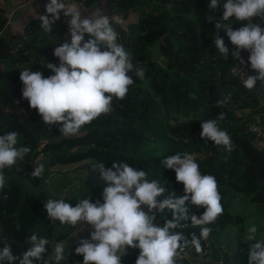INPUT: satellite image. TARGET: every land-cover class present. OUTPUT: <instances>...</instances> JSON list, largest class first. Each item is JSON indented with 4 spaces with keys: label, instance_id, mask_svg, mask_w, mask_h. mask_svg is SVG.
Instances as JSON below:
<instances>
[{
    "label": "trees",
    "instance_id": "obj_1",
    "mask_svg": "<svg viewBox=\"0 0 264 264\" xmlns=\"http://www.w3.org/2000/svg\"><path fill=\"white\" fill-rule=\"evenodd\" d=\"M67 2L84 8L100 4L119 34L118 43L132 54L137 67L146 69L145 78L141 80L133 73L134 83L126 98L114 99L111 113L82 126L76 135L64 136L59 125H46L29 107L22 98L23 84L19 79V71L26 68L39 70L45 77L54 74L44 64L52 62L58 66L59 60L52 54L54 48L70 42L64 17L61 15L52 32L46 33L40 28L39 19L46 0H0V136L16 131L18 146L30 148L22 161L4 169L0 238L7 237L15 256L28 250L30 244L25 240L33 233L47 238L49 247L54 248L58 242L71 240L75 227L51 222L44 204L59 193L72 206L88 196L92 202L102 203L107 185L94 170L97 164L111 168L113 162H126L143 169L149 179L165 182L168 169L162 167L161 161L188 153L200 167L211 170L223 181L235 184L245 178L247 184L244 191H238L217 183L223 214L215 224L208 225L212 232L207 240H201L203 251L197 253L189 244L180 264H248L247 244L241 238H232L223 229L221 219L229 216L230 201L235 200L241 206L253 205L264 223V141L260 144V138L249 129L251 123L264 128V81H257L252 90L234 83L229 73L237 61L232 56L234 46L220 31L229 54L225 57L219 53L214 46V25L206 20L208 15L221 16L222 6L210 11V0ZM28 3L36 6L38 16L12 30L8 25L11 5L25 7ZM130 14L135 18H130ZM228 23L234 30L242 26L234 18ZM247 55L248 52H241L242 57ZM225 95H230L231 100L217 105ZM220 113L225 118L218 124L231 136V152L200 137L201 122L217 119ZM40 164L45 166L44 173L32 178L30 172ZM189 209L190 216L199 217L204 212L199 206L190 205ZM157 220L162 222L163 217ZM182 223L189 226L175 231L184 232L189 240L193 233L199 236V227H191L190 219ZM259 232L264 235V228ZM83 238L87 236L69 241L74 251L65 252L60 264H82L83 257L75 253V248ZM3 246L4 240L0 239V248ZM49 247L46 245L47 252L51 251ZM128 250L121 255L122 264H135L139 249Z\"/></svg>",
    "mask_w": 264,
    "mask_h": 264
},
{
    "label": "clouds",
    "instance_id": "obj_2",
    "mask_svg": "<svg viewBox=\"0 0 264 264\" xmlns=\"http://www.w3.org/2000/svg\"><path fill=\"white\" fill-rule=\"evenodd\" d=\"M221 6V16L206 17L214 25V46L228 56L229 47L219 36L224 31L234 46L232 56L238 63H245L242 51L249 53L248 63L257 75L247 78L244 75L242 82L246 89L252 90L257 81H264V23L255 22H264V0H210L207 5L210 11ZM61 15L70 42L54 48L52 54L58 58V66L52 62L44 64L54 74L45 77L39 70L26 68L19 71V79L23 84L22 98L37 111L43 123L59 125L60 133L73 136L82 126L111 113L113 100L126 98L134 83L132 74L143 80L146 69L137 67L132 54L118 43L119 34L108 17H83L79 8L67 0H46L44 14L39 15L40 28L51 33ZM232 18L242 22V26L234 30L228 23ZM230 100L231 96L225 95L216 103L222 106ZM224 118L220 113L217 119L203 120L200 137L231 152L234 147L231 136L218 124ZM18 137L16 131L0 136V190L6 183L4 169L17 165L30 151L27 146H18ZM161 165L175 172L176 181L184 186L183 196L168 192L159 180L149 179L143 169L126 162H113L111 168L99 163L94 169L107 185L102 192V203L92 202L89 196L75 206L64 199L46 201L44 209L51 222L79 226L81 231L84 224L91 229L88 238L79 239L75 248V253L83 257L82 264H122L118 252L122 253L126 247L139 249L135 264H180L189 244L197 253L203 251L201 240H207L212 232L208 225L215 224L224 211L217 180L213 175L201 174L199 165L188 153L167 156ZM44 170V164H40L30 176L39 178ZM190 205L203 207V214L190 216ZM165 209L172 218L160 226L156 223L157 213ZM189 219L191 227L200 229L199 236L193 233L190 240L184 232L175 231L187 228L189 224L182 222ZM257 233V225L250 224L244 240L249 243L248 264H264V239H257ZM0 239L4 240L0 264H60L66 257L67 242L49 247V240L36 233L25 240L30 247L21 256L13 255L7 237ZM46 245L54 254L47 259Z\"/></svg>",
    "mask_w": 264,
    "mask_h": 264
},
{
    "label": "rangeland",
    "instance_id": "obj_3",
    "mask_svg": "<svg viewBox=\"0 0 264 264\" xmlns=\"http://www.w3.org/2000/svg\"><path fill=\"white\" fill-rule=\"evenodd\" d=\"M10 8H11V12L8 14V23H9L8 25L12 30L20 29L27 19L38 16L36 6H33L30 3H28L25 7L18 6V5H11ZM78 8L88 18H97L100 15L104 16V12L100 4L92 8H84L82 6ZM148 12L149 10H147V13ZM129 17L132 19L135 18L133 14H130ZM260 144H263V141ZM200 171H201V174L215 176L217 183L225 184L238 191L245 190V187L247 184L245 182L246 181L245 178L241 179L235 184H232V183L223 181L222 178L218 177L216 174H214L209 169H204L200 167ZM159 181L162 184V186H164L168 190V192L173 191L176 193L177 196L184 195V186L182 183L176 181L175 172L173 170L168 169V175L166 179L167 183H165L163 180H159ZM56 195H57L56 199H64L63 193H59ZM222 206H223V203H222ZM230 206H231L230 207L231 212L229 213V216H225L224 219H221V225L223 229L232 238H241L244 241L247 235V228L250 226V224L255 223L258 227L257 239H264V235L259 232L261 228H264L263 219L259 215L256 214L253 205L249 204V205L241 206L240 204H238L237 201L231 200ZM157 217H163L162 222L156 221V223L162 226L165 220L171 219V212L165 209L163 212L157 213ZM233 218L235 220H232ZM81 227L84 229L83 231H81L79 226L75 227V231L72 235V239L71 240L69 239V241L72 242L73 239L78 238V236H81V235H86L88 238L89 231H91V229L89 228V226L84 225V224H82ZM69 241L67 240L65 242L69 243ZM244 242L247 244L246 256L248 258L249 243L247 241H244ZM194 259H199V258L194 257Z\"/></svg>",
    "mask_w": 264,
    "mask_h": 264
},
{
    "label": "built area",
    "instance_id": "obj_4",
    "mask_svg": "<svg viewBox=\"0 0 264 264\" xmlns=\"http://www.w3.org/2000/svg\"><path fill=\"white\" fill-rule=\"evenodd\" d=\"M242 58L245 61L244 64H240L238 63V61H236L233 65H231L229 69V73L233 77L234 83L237 85L243 84L242 81H243L244 75H245V78H247L248 75H254L250 67V64L248 63V58L246 56ZM249 129L257 137H259L261 141H264V128H262L257 123H251L249 125Z\"/></svg>",
    "mask_w": 264,
    "mask_h": 264
},
{
    "label": "water",
    "instance_id": "obj_5",
    "mask_svg": "<svg viewBox=\"0 0 264 264\" xmlns=\"http://www.w3.org/2000/svg\"><path fill=\"white\" fill-rule=\"evenodd\" d=\"M55 246V245H54ZM71 250H73L72 248H71V246H70V244L67 242V244L64 246V251L66 252V253H68L69 251H71ZM74 251V250H73ZM129 252V250H128V248L126 247L125 248V250L121 253V252H118V255H125V254H127ZM50 255H54L51 251H48L47 253H46V259L48 258V256H50Z\"/></svg>",
    "mask_w": 264,
    "mask_h": 264
},
{
    "label": "crops",
    "instance_id": "obj_6",
    "mask_svg": "<svg viewBox=\"0 0 264 264\" xmlns=\"http://www.w3.org/2000/svg\"><path fill=\"white\" fill-rule=\"evenodd\" d=\"M249 55H247L246 57L248 58Z\"/></svg>",
    "mask_w": 264,
    "mask_h": 264
}]
</instances>
